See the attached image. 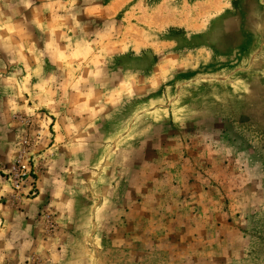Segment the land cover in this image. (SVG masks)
Returning a JSON list of instances; mask_svg holds the SVG:
<instances>
[{
  "label": "rangeland",
  "instance_id": "rangeland-1",
  "mask_svg": "<svg viewBox=\"0 0 264 264\" xmlns=\"http://www.w3.org/2000/svg\"><path fill=\"white\" fill-rule=\"evenodd\" d=\"M0 204V264H264V0H0Z\"/></svg>",
  "mask_w": 264,
  "mask_h": 264
},
{
  "label": "crops",
  "instance_id": "crops-1",
  "mask_svg": "<svg viewBox=\"0 0 264 264\" xmlns=\"http://www.w3.org/2000/svg\"><path fill=\"white\" fill-rule=\"evenodd\" d=\"M57 127V126H56ZM8 211L7 206L0 204V249L1 250H10L11 248H14L15 246H18L20 250H25V231L24 227L27 225L30 220H26V216L23 214H17L16 212H12L13 214L6 213ZM11 213V211H10ZM18 219L22 222V227L20 229V236L16 237V239H13L9 236V230L12 229L15 231V229L12 225V220L18 221ZM12 232V231H11ZM18 232V231H17ZM6 252V251H5ZM2 253H4L2 251ZM1 253V254H2Z\"/></svg>",
  "mask_w": 264,
  "mask_h": 264
},
{
  "label": "built area",
  "instance_id": "built-area-1",
  "mask_svg": "<svg viewBox=\"0 0 264 264\" xmlns=\"http://www.w3.org/2000/svg\"><path fill=\"white\" fill-rule=\"evenodd\" d=\"M25 143L27 144L28 142H25ZM32 169H33V167L31 165H29L28 162H25L23 160L22 155L18 158V160L15 162V164L11 167L9 173L14 178V183H15V186L17 189L22 188V184H21L22 181L26 180V182H28L27 176L31 177L30 175H31L32 171L35 175H37V172L35 170H32ZM34 169H35V167H34ZM33 182L31 181L32 184H33ZM52 218L53 217L51 216V214L46 215V220L51 223V226L49 227L50 230H51V228L52 229L54 228V220ZM7 264H13V263H7ZM30 264H39V263L37 262V260L33 259V260H31Z\"/></svg>",
  "mask_w": 264,
  "mask_h": 264
}]
</instances>
